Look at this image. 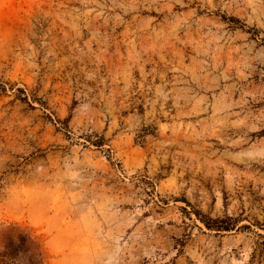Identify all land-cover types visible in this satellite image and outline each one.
<instances>
[{
  "label": "rangeland",
  "instance_id": "rangeland-1",
  "mask_svg": "<svg viewBox=\"0 0 264 264\" xmlns=\"http://www.w3.org/2000/svg\"><path fill=\"white\" fill-rule=\"evenodd\" d=\"M263 130L264 0H0V250L264 264Z\"/></svg>",
  "mask_w": 264,
  "mask_h": 264
},
{
  "label": "trees",
  "instance_id": "trees-1",
  "mask_svg": "<svg viewBox=\"0 0 264 264\" xmlns=\"http://www.w3.org/2000/svg\"><path fill=\"white\" fill-rule=\"evenodd\" d=\"M229 21L239 23V20L234 18ZM21 100L27 103V99ZM153 132V130L147 128L139 138L143 140L145 136L153 135ZM260 135L264 136V130ZM102 142L103 140L95 143L97 146H102ZM139 143H142V141H139ZM195 215L210 231L229 232L236 227V219L232 217L212 219L199 211H195ZM259 226L264 230V225ZM1 245L0 264H43L42 255L36 242L27 234L16 229H10L2 233Z\"/></svg>",
  "mask_w": 264,
  "mask_h": 264
}]
</instances>
